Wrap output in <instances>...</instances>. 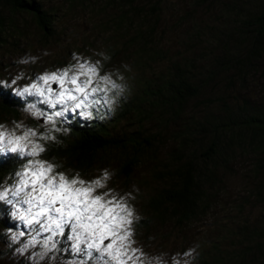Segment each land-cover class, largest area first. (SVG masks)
<instances>
[{
    "label": "rangeland",
    "instance_id": "obj_1",
    "mask_svg": "<svg viewBox=\"0 0 264 264\" xmlns=\"http://www.w3.org/2000/svg\"><path fill=\"white\" fill-rule=\"evenodd\" d=\"M37 1L50 14L51 35L39 29L30 14L0 6L6 20L0 33V81L12 84L15 80L8 93L23 103L16 116L0 112V125L4 126L0 131L22 135L32 129L38 136L31 139L45 148L36 157L18 155L24 160L21 166L0 180V191L9 190L13 200V205L4 203L14 225L0 228V264H103L94 259L99 255L94 249L90 250L92 257L72 251L75 241L67 238L71 235L67 228L65 235L57 232L48 241L49 250L41 259L44 242L51 233L18 218L17 210L29 207L24 203L28 198L24 192L19 197L11 196L20 179L17 174L28 160L51 163L55 172L69 178L79 174L89 182L107 172L105 188L97 189V194L114 193L132 209V247L140 250L135 254L139 256L135 264H154L157 259L173 264L174 259L183 261L190 248L196 249L192 264H221L216 263L221 257L217 252L230 254L248 243L242 233L245 226L247 230L264 228V149L258 145L260 129L253 126L260 125L264 117V35L258 48H251L246 59L242 57L239 47L250 45L252 22L247 17L245 25L235 14L241 0ZM150 25L155 27L153 34H145ZM80 63L97 67L101 76L110 77L118 87L94 76L88 91L91 87L103 91L89 96L90 107L70 110L64 117H55L54 123L26 111L29 105L45 115L60 110L61 105L52 109L43 97H21L16 92L33 83L43 85L38 77L45 73L73 69L69 73L72 75L79 71ZM177 69H182L197 87V94L181 104L170 101L171 91L166 87L167 78L175 80ZM86 78L80 76V82ZM146 83L162 89L164 95H143ZM54 88L59 90L58 85ZM80 111L91 116H79ZM74 118L82 124L101 125L106 136L147 139L151 145L140 152L128 177L119 169L130 146L98 152L87 169L76 167L70 159L47 157L46 146L51 141L70 138L68 124ZM250 118L255 121L246 126L244 121ZM41 135L55 139L40 140ZM212 141L216 153L205 160L201 153ZM186 164L200 175L212 171L213 177L205 186L208 194L204 205L178 223L167 210L155 214L147 199L169 184L165 177L170 170ZM19 232L24 235L13 242L11 237ZM33 238L35 245L23 253L16 251ZM255 239L263 241L260 234ZM53 243L55 248L51 247ZM81 247L86 249V245ZM253 252L255 257L247 254L245 264H264L259 262L264 246Z\"/></svg>",
    "mask_w": 264,
    "mask_h": 264
},
{
    "label": "snow or ice",
    "instance_id": "obj_2",
    "mask_svg": "<svg viewBox=\"0 0 264 264\" xmlns=\"http://www.w3.org/2000/svg\"><path fill=\"white\" fill-rule=\"evenodd\" d=\"M70 72H73V69L45 73L38 77L39 81H43V85L33 83L16 92V95L21 97L25 94L43 97V102L52 109L61 105L60 110L45 115L43 110L36 111L35 105H29L26 111H31L38 117L43 116L48 122L54 123L55 117H64L70 110L76 111L90 107L87 103L89 96L103 91L97 87H91V91H88L93 84L94 76H99L106 83H112L110 77L100 75L97 67L84 63L79 64V71L72 75H69ZM80 76L87 78L81 83ZM19 78L18 76L17 79ZM15 83L16 81L13 80L12 84ZM12 84L0 81V89L11 88ZM53 85H58L59 90L57 91ZM112 87L118 86L112 83ZM77 114L85 118L91 116V113L86 111H80ZM37 136L38 133L32 129L25 130L22 135H16L13 132L10 139H4L0 134V157L8 153L25 158L38 156L45 152V148L35 139H31ZM39 139L54 140L55 137L41 135ZM29 145H31V151L28 150ZM17 175L20 179L12 188L11 196L19 197L24 192L28 197L24 203L29 206L26 211L17 210L18 218L28 226L39 225L44 232H50L51 235L45 242L51 241L57 232L65 235L67 228L71 232L67 238L75 241L72 244L74 252H83L92 257L93 253L90 250L94 249L99 254L94 259L102 261L103 264H109V261H115V264H127L128 261L139 260V256L135 254L140 250L132 247L131 240L133 236L132 209L125 201L116 198L114 193L105 191L97 194V189L105 188V181L109 175L107 172L102 178L89 182L80 178L79 174L69 178L63 172H55V167L51 163L28 160L27 166ZM26 189L30 190L25 191ZM0 202L13 205V200L9 198V190L0 191ZM16 202L19 203V201ZM32 209L37 210L33 212ZM16 214L12 213L13 216ZM41 217L45 219L41 220ZM32 242L36 243L35 238ZM82 244L86 245L87 251L81 247ZM129 252L132 255H129ZM125 256L127 260L123 259Z\"/></svg>",
    "mask_w": 264,
    "mask_h": 264
},
{
    "label": "trees",
    "instance_id": "obj_3",
    "mask_svg": "<svg viewBox=\"0 0 264 264\" xmlns=\"http://www.w3.org/2000/svg\"><path fill=\"white\" fill-rule=\"evenodd\" d=\"M260 2V4H259ZM0 6H6L13 12H25L30 14L35 24L39 29H44L48 35L53 33V28L50 26V14L42 10L37 0H0ZM156 9L153 8L152 10ZM235 14L240 21L246 25L247 17L251 18L252 32L248 35L251 43L248 46H240L242 57H248L251 48L255 51L258 48L261 37L264 35V3L256 0H241L240 5L235 10ZM6 20L0 12V33L5 29ZM154 26L150 25L145 34L152 35ZM150 37V36H149ZM148 37V38H149ZM131 40L132 37H131ZM174 79L167 78L166 87L171 91L170 101L181 104L186 99L197 94V87L189 80L188 76L182 69H177ZM171 79V80H169ZM8 88L0 89V112L16 116L18 107H22L23 103L13 94L8 93ZM143 95H151L162 97L164 92L158 87H152L146 83L142 89ZM255 119H246L244 124L250 126ZM260 125L253 126L260 129L258 145L264 149V117L260 119ZM68 136H62L60 142L51 141L46 146L47 157L66 158L74 162L76 167L87 169L94 161V157L98 152L113 147L126 148L130 146L131 151L124 156V160L120 165L119 171L124 177H128L132 168L138 163V156L140 152L151 145V141L147 139L132 140L114 138L105 135L104 128L96 126L92 122H85L84 124L76 118L71 119L68 124ZM215 143L212 141L208 144L206 150L201 153V157L205 160L215 155ZM23 158L17 154L8 153L0 157V180L20 167L23 163ZM213 172L208 171L204 174H199L196 168L186 164L183 168L170 170L166 177L170 180L169 184L162 186L155 193L150 195L147 199L148 207L155 212V214L162 215L165 210L170 212L178 223L189 219L192 215L197 213V208L204 205L208 191L206 190V183L211 181ZM164 178V179H165ZM9 225L14 227L13 223L9 221L5 203L0 202V228ZM243 236H247L249 241L238 246L231 251L230 254L222 255L217 252V261L220 263L236 260V264H245L247 261V254L251 255V259L255 257L254 250L260 249L264 246V228L260 230H247L245 226ZM261 235L263 241L255 239L257 235ZM53 252V251H52ZM222 258V259H220ZM260 263H264V253L259 259Z\"/></svg>",
    "mask_w": 264,
    "mask_h": 264
},
{
    "label": "clouds",
    "instance_id": "obj_4",
    "mask_svg": "<svg viewBox=\"0 0 264 264\" xmlns=\"http://www.w3.org/2000/svg\"><path fill=\"white\" fill-rule=\"evenodd\" d=\"M33 116H35L33 113H31ZM4 126L3 125H0V129H3ZM0 134L3 135V138L4 139H10V134L9 132L7 131V129L3 130V131H0ZM23 232H19L18 234H14L11 239L13 242H16L20 239L21 236H23ZM36 244V243H35ZM33 244L32 240L28 241V243L24 244L22 248H18L16 249L17 252L19 253H23L26 249L29 248L30 245H35ZM52 248H55L56 245H51ZM48 242H44V252L40 253V257L41 259H43L44 255L47 253L48 251ZM195 253H196V249L195 248H190L188 249L185 253H184V256H185V259H183V261L181 260H177V259H174L173 260V264H192V261L193 259L195 258ZM133 264H135V262H133ZM154 264H167L166 261H162L160 259H157Z\"/></svg>",
    "mask_w": 264,
    "mask_h": 264
},
{
    "label": "water",
    "instance_id": "obj_5",
    "mask_svg": "<svg viewBox=\"0 0 264 264\" xmlns=\"http://www.w3.org/2000/svg\"><path fill=\"white\" fill-rule=\"evenodd\" d=\"M53 87H55V85H53ZM37 121H38V122L41 121V118L37 119Z\"/></svg>",
    "mask_w": 264,
    "mask_h": 264
}]
</instances>
